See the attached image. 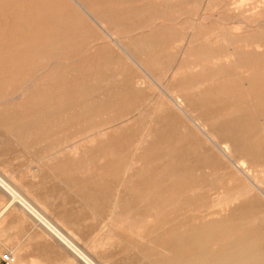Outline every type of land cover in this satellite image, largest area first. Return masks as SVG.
Instances as JSON below:
<instances>
[{"label": "rangeland", "instance_id": "374dc122", "mask_svg": "<svg viewBox=\"0 0 264 264\" xmlns=\"http://www.w3.org/2000/svg\"><path fill=\"white\" fill-rule=\"evenodd\" d=\"M113 1H114L113 3L112 2L110 3L114 4L115 9L113 10V12H115L117 16L122 17L121 19H123L126 17L124 15H128V19H129L128 22H126L124 26L119 27L122 35H124L125 38L133 37V39L137 38L136 35H139V33L140 35L138 37H140L141 35L146 36L149 32L148 28L142 31L137 29H140V27L145 25L146 22H144V18H147L153 14L154 10L151 4L152 0L149 1L148 0H130V1L113 0ZM255 7H257L258 9ZM211 8H213V10H211ZM178 9L181 11V17L178 19V21L175 22L169 21L168 23L169 26L165 28V31H162V33L160 32L158 36V38L160 37L163 38L164 36L165 38L164 41L162 42L166 43L167 45L168 44L170 45L167 46L164 45L163 43H158L160 45L159 46L156 45L154 46V48H151V52H149L150 54L148 53V57H147L150 58L153 57V55L158 57V59L164 64V69H165L164 75L166 74V70L168 67L169 69L172 67L174 69V67L180 61V58H182L183 53L188 48V45L186 44L187 43L186 39L188 35H190V33L192 32L204 34L209 30H211L212 32L218 31L220 28L226 30L228 33L229 32L232 33L233 31V33L241 34L242 35L241 38L244 40L246 39L248 43H252V41L254 42L257 41L258 39L260 40L262 39L261 41H263L264 39V19H262L264 17L263 0H244V2H242V0L241 1L240 0H179L178 2H173V1L169 2L166 5V7L163 9V11H161V9L159 8L156 9V11L158 13L161 12L164 13L167 19L174 20L176 19L174 18V12H176V10ZM57 11L52 10L53 13L55 12L54 15L56 16L55 17L56 19L54 18L55 22L50 25L49 29L51 30V33L54 34V36L57 35L56 36L57 38L61 37L60 38L61 41L57 39L59 42L58 41L56 42V37H52V34L50 36L52 38H50L48 34L44 32L38 33L36 31H33L35 33V36L34 33L31 31L26 33V38L21 39V42L30 44L32 43L31 41L33 40L32 38H35L32 44H34V51L36 50L38 52L36 53L38 55H36L35 53L31 55V56H35L34 58L31 57L30 55L23 56V58L25 59L24 62L27 61L26 64L28 62L29 63L34 62L37 65V67L41 68L43 66L46 67L48 61L51 62L50 64L48 63L49 67L54 64L57 68L56 69L54 68L55 66H51L49 69V67L47 66V68H45L46 72L42 74L43 76H47V78H45L46 81L44 79H43L44 81L42 80L43 86L41 87L44 89L42 88H41L42 90L40 89L41 90L40 96L42 100L38 111L39 114L35 116L33 119L32 118L30 119L29 114L26 112L29 111L28 108L26 107L27 106L26 101L22 102L20 104L21 106L17 104H10L0 107V120L2 119L3 122L2 120L1 122L5 124L2 125L0 122V177L16 192V194L22 198L24 197L25 199H28L31 202L35 203L40 208L45 218L54 226L56 225L57 228L74 244L77 243L76 247L79 250V252L82 253L83 256L85 257L87 256L86 258L89 261L91 259L93 264H196L201 260L196 259L197 262L194 259L192 260V262L187 261L186 259H183L184 255L193 253L195 251H201L204 249L205 250L209 249L207 251H213L215 249V247L212 245L213 242L214 244L217 243L222 244L223 242H226L225 240H227L226 239L227 237L226 235L223 234V232L225 230L229 231V229L232 228L234 225L232 224L233 222L238 221L240 224L239 226L246 227L247 226L246 221L252 220L251 217L255 219L259 218L260 220V216H261L260 214H262L261 218L264 219L263 217L264 211L262 210V208L261 209L257 208L258 205L257 199L253 198L252 196L247 194L246 191L240 188L238 182H236L235 180L234 181L230 180L229 177H227L226 179L227 181L224 180L225 182L223 181V183L220 181L221 185H219V183H216L214 181L215 178L213 179L212 177L216 176V178L219 180L223 176H225V173L222 176L221 174L224 171L223 170L219 171V169L221 170V168L219 167L218 169L217 161L211 156H208V154H205L203 141L198 137H196L195 135L188 132L187 130H185L182 121L180 122L179 119L162 115L158 113L156 109H154L155 106L152 104H155L154 103L155 97L151 94L152 92L149 89L148 91L144 92L145 90H147V88L134 87L136 85L132 80L134 77L138 76L136 70L129 66L128 67L126 66L127 68H124L125 66L124 65L122 66L123 62L121 61L119 55L116 52H113L111 50L108 54V51L110 49H107L108 51H106L105 48L104 50H100V51L98 49H95L94 51L98 50V52L97 51H96L97 53L94 52L92 50V45L94 44L92 43V37H94V34L96 36L97 33L92 32V33L83 34V32L86 33L85 32L86 29H83L82 27H78L80 25L82 26V24H80L79 22L76 23L75 14L72 11H69L68 13L67 12L63 13V10H57ZM70 12H72L73 14ZM69 13L72 15L70 16ZM30 14L33 13L26 14L25 20H28L26 17L32 16ZM63 14H65V16H68L69 14L70 16L69 20L71 19L74 20L75 22L74 21L71 22V23L74 22V24L71 25L69 20L67 22H63L64 23L63 24L61 22L62 20L61 18L64 16ZM60 15L63 16L61 17ZM65 16L63 17V19H67L69 17L68 16L67 18H65ZM34 17L32 16L29 18L32 19ZM204 17L209 18L210 22H214L212 28L208 29L209 26L201 25L202 21H204L203 20ZM238 19H243L244 23H240ZM131 25L132 27L136 25L137 26L136 28L134 27L132 29ZM232 25L233 26L235 25V27L233 28ZM238 25L239 26L242 25V26L238 28ZM72 26L74 27L73 30H71ZM67 27H70L69 28L70 32L66 31L67 32L66 34L63 30L64 29L67 30L68 29ZM235 28L237 29L235 30ZM80 30L81 32L80 34H78ZM87 31L89 32V30ZM134 31L136 34L134 33ZM41 33L42 36H40ZM72 33L74 34L72 35ZM69 34L71 36H69ZM81 34L84 40L81 39ZM46 35L49 37L48 39L45 37ZM85 35L88 36V39H86L87 36ZM78 36H80V38H78ZM65 38H67L68 40L67 39H66L67 41L63 40ZM73 38L76 39L73 40ZM42 39L45 40L43 41ZM46 39L48 41H53V42L55 41V44L61 47L63 46L62 41H65L64 44H66V47L63 46L65 49L59 48V46L58 47L54 46L55 45L54 43L52 44L53 46L50 45L49 47H43L42 45L46 43L45 42ZM36 40L37 42L39 41L38 45L37 42L35 44ZM40 41L42 42L41 44ZM72 41L73 43L71 44L75 43L76 45L77 44H80L81 46L83 45V48L86 47L84 49H86L87 52H85L86 50H84L81 46L78 45L76 46L75 44L74 45L76 49L70 48L72 45L67 46L68 43ZM5 43H7L6 45H8L9 44L8 40H6ZM86 43L89 44L88 47L85 46ZM54 47L56 49L58 48L57 49L58 53L57 50L56 51L51 50V48L53 49ZM66 49H68L69 52H67L66 55H63ZM80 49H82V51ZM159 49L163 51L165 50L168 54H166V52H163ZM43 51H45V53ZM104 51H106V53ZM53 52L55 54H52ZM75 52L79 54L78 55L76 54L77 55L76 56ZM92 53H94L95 55H93ZM110 53L113 55H111ZM114 53H116V56ZM102 54H106L104 55L105 57H103ZM47 55L49 56L51 55L52 57L53 55L55 57H57L56 55H58V57L52 58L51 56L48 57ZM62 55L63 57L60 58ZM83 55L84 56L87 55V57L84 58ZM88 55H90L91 57L90 59ZM44 56L47 59L46 61L43 60ZM82 57H83V61H82ZM115 57H117L116 58L117 60L115 59ZM249 57L253 58V55H249ZM63 58H67V59L63 60ZM262 58L264 60V55L262 56ZM57 59H58V63L56 61ZM78 59L80 63L75 62L77 63L75 65V63L73 62L78 61ZM54 60L56 63H53ZM85 60L87 63L84 62ZM98 60L101 63L97 64V62H99ZM59 62L61 63L63 62V63L60 64ZM83 62L84 64L82 65ZM104 62L106 63L105 65L103 64ZM96 64L97 65L100 64V66L104 65L105 67L103 66L104 68H102L101 66L100 68V66H97ZM57 65H59L60 67L62 66L63 71L61 70V68H59V66L57 67ZM72 66L74 68L75 67L77 68L72 70L73 69ZM83 66L85 67L87 66L88 68L86 69L88 70H84ZM106 68L109 69V71ZM97 69L98 72L101 70L104 71L103 69H105V72L102 73L103 75L107 76L106 81L108 82L106 81L104 82L105 77L102 76L101 72L98 73ZM23 71L27 72V69L25 68V70ZM83 71H87V73L85 72L86 73L85 74ZM59 72L61 73L60 75L61 77L59 76ZM88 72L89 75L91 74L90 72H94V74L92 73L93 75H90V79ZM95 72L98 73V76L95 75L97 74ZM77 74H79L78 77ZM53 75H55L54 76L55 80L54 79L49 80V78L51 79ZM57 75L60 78L58 79V81H57V77H58ZM84 75L87 76V77L85 76L87 84L90 85L91 83H88V81L93 79L92 83L93 82L94 83L91 84L93 87L97 86L96 83H98V87L101 86L99 88L97 87L98 90L100 88L102 90V91L100 90L101 92L98 91L99 94L96 92L97 89L93 88L94 93L92 91V95H91L92 98L89 95V93L91 94L92 86H90L91 88L88 87L89 85L86 87L87 84L84 79L85 78ZM94 75L96 79L101 75L100 78L101 80H98L99 79L98 78L95 81ZM113 75L115 76L113 77ZM168 75H170V73ZM198 76L199 74H192V75L188 74V76L186 75L185 77L182 78V80L184 83H190L198 79ZM66 78L68 81L71 80L67 84L66 82L68 81H66ZM74 79H76V81ZM64 80L66 82H64ZM77 81L78 82L83 81V82L78 83ZM99 81H101L100 83L101 85L99 84ZM44 82L51 83V85H49V88L48 85L44 84ZM57 82L58 85L56 86ZM59 83H63V84L65 83V86L67 85L68 87L69 86L70 87L69 88L67 86H66L67 88L63 87L64 85L63 84L59 85ZM105 84H107L106 88L103 89L106 90H103L102 87H105ZM81 85H83V87L79 88V86ZM84 86L86 88H84ZM121 86H125V87L121 88ZM87 88L89 89V93ZM117 88L119 89L118 91ZM110 89L113 91H111ZM143 89L144 91H141ZM121 90L122 91L125 90V91L122 92ZM61 91L64 92L65 94L79 93V96H81L82 94L83 99L81 96L80 98L82 100L80 98L79 100L78 99L75 100L72 99L70 95L69 96L66 95L67 97L65 98V94L63 95ZM108 91L109 94L107 95L108 96L107 97L105 94H107ZM225 91L229 97L228 98L229 100L227 99L225 102H219L217 98L220 99V94H218V91L216 92V90H213L212 96L214 97V101H212L211 103H206L207 101L203 102L204 106L208 105L213 108H219V109L224 107L228 108L230 106L231 107L240 106L250 110H252V108H254L255 110L258 109V112H262L264 114V90L250 93L251 95L249 97L244 93L242 94V92L240 91V89H238V86L236 85L227 87ZM45 92H47L48 95ZM115 92H117V94H115ZM147 92L148 93L151 92L149 93L150 95L147 94ZM59 93L61 95L58 96L57 94ZM145 93L147 94V96ZM96 94H98V96H96ZM113 94L115 96L114 98H112ZM120 94H122L124 98L121 97L122 95ZM77 95L78 94H75L73 95V97L75 98ZM86 95L89 96V98L91 99L90 100L86 99L88 98ZM120 97L123 98V100L119 101L120 103L118 104V100L120 99ZM135 97L138 99H136ZM62 98L64 99L62 100ZM50 99L54 100L55 102L54 101L52 102V100ZM65 99H72V101L75 100L77 104L81 102L80 104L83 105L82 109L84 110L80 108L81 107L80 104L77 106V104L74 102L71 103L69 102V104L67 105V102L71 100L68 101L66 100L65 102ZM93 99L94 101L92 102ZM99 99L100 100L103 99L101 102L104 103V106H102V103L100 102ZM132 99L135 103L132 101ZM144 100L146 102H143ZM151 100L153 103L151 102ZM112 101L114 102L117 101V103L115 102L114 104V102ZM94 102L95 104L98 102L99 103L98 105L97 104L95 105ZM129 102L130 105L133 104L134 107L136 105V109L138 108L137 106L139 105L140 106L139 111L144 108L143 110L144 112L140 111L141 113L143 112L141 114L137 110L138 111L137 113L134 107L132 109L133 105L130 106L128 104ZM108 103H111L112 105L111 104L109 105H111L112 107L113 105L115 106L113 108H110L111 106L108 107ZM148 103H152V104H148ZM72 104L73 105L75 104L76 106H72ZM143 104L146 106V108L145 106H143ZM16 105L18 106V108ZM64 105L68 110L64 107ZM148 105L149 108L150 109L152 108L151 110L154 112H152L151 110L150 112L149 108L147 109ZM90 106L94 109L97 107L100 108H97L98 112L95 113L96 110L92 109ZM101 107L103 109L106 107L104 110L106 113L102 110ZM79 108L80 110H78ZM88 108L91 109L92 111L91 110L87 111ZM72 109H73V113L70 114L72 111H70L69 113V110ZM99 110H101L100 111L101 113L99 112ZM80 111H83L82 113L87 112L89 114L88 115L87 113L82 114L80 113ZM147 111L148 113H150V115L148 114V116L145 113ZM23 112L27 113L28 115L24 114ZM74 112H76V114H74ZM93 112L95 114H92ZM7 113H9L10 116ZM54 114L55 115L57 114L56 115L57 117ZM63 114L64 116H62ZM79 114H82V117ZM97 114H98V118L94 116ZM84 115H86L87 117ZM124 115H126L125 118L123 117ZM100 116H103L104 118H101ZM127 116L130 118L128 119ZM148 117H151L150 120L148 119ZM66 118H68L67 122L66 120H64ZM76 118L78 119L77 121L75 120ZM44 119L47 121H43ZM109 122L110 123L112 122L113 127H118V125H120L121 126L120 131L123 129L122 132L120 133L119 131L120 126L117 128L118 130L115 128L117 131H119V134L116 130H114V128L110 129L111 124ZM244 122L246 125L248 124L249 126H252L257 129L260 123L255 120L253 114L249 115L248 117H245ZM59 123L61 126L58 125ZM68 123L70 124V126ZM233 123L232 124L236 126L237 123L236 122ZM129 124L131 126H129ZM66 125L68 126L69 130L67 129ZM104 127H106V129ZM107 128L110 131L107 130ZM145 128L146 130H143ZM59 129L61 130L63 129V130L61 131ZM112 130H114V132ZM67 131L69 134L66 133ZM70 131L73 135L70 133ZM55 132L57 133L59 132V134ZM81 132H83V134ZM60 133L61 134L64 133V135L63 134L61 135ZM261 133L262 132L260 131L259 135H261V139H263L264 136ZM104 134L106 137L104 136ZM150 134H154L155 138H149ZM22 137L24 138L22 139ZM67 137H69L68 140H66ZM76 137L77 140L79 139L81 140V142H78L79 140L77 141L75 139ZM31 138L37 140L39 138L40 139L39 142L37 143L36 142L37 140L33 141ZM83 138L84 139L88 138L89 140L91 138V140L89 141L88 139H85L86 140L85 141L83 140ZM59 139L60 141L64 140L63 141L64 145L62 144L63 142L57 145V142H60ZM72 140H74L73 143H70V141ZM31 141L33 142V145L39 144L37 145L38 150L40 147L39 153L37 150H35L36 148L35 145L33 146L34 148L32 147ZM136 141H138V143ZM66 142H68L66 146L72 144L74 145L76 143L80 144V147H82V152L85 153H82L79 157L74 156L73 153L70 152V149L66 150L65 147H63L65 146ZM25 143L27 145H24ZM135 144L138 146H136ZM60 145L62 146V148L59 147ZM28 148L30 150H28ZM56 148L58 150H56ZM41 149L43 150V152L41 151ZM145 149H147V151H145ZM35 151H37V153ZM34 154H35V158H34ZM83 154H85L86 157H84L85 155ZM142 154L143 156L139 158ZM36 158L38 161L36 160ZM39 159H42V161H40ZM137 161H141L143 163V166L141 168L139 165H134ZM169 161L170 163H168ZM258 161L261 165H263L264 157L258 158ZM33 162L36 165L33 164ZM40 163L42 164V166ZM39 164L40 166H38ZM171 165L174 167H172ZM215 166L217 167L216 170H218V171H214L215 174L214 172L212 174H205L206 168L209 167L212 168ZM46 167H48L49 169ZM133 168L136 171H134ZM168 168H171L172 171H168L169 170ZM51 170L53 171L54 174L52 173ZM196 171L199 173H197ZM172 172H175L174 175H172L173 174ZM115 173L118 175H116ZM162 173L165 174L163 175ZM195 173L197 174V178ZM169 176L171 177V179L169 178L171 181L174 180L172 183H170L171 181H167L166 177ZM202 177L203 178L206 177V178L203 179ZM77 181H79V183ZM196 182H200V183H196ZM127 184H130L129 186L133 190L135 187H136L135 190L136 189L139 190L137 191L134 190L132 192V189ZM214 185L215 186L218 185V187L217 186L215 187L218 189H214ZM119 186L120 187L123 186L122 189L124 191ZM187 187L189 188V190L190 189L191 190L189 191ZM115 188H117L118 191ZM193 189H196V191L194 190L195 192H192ZM201 189H203L204 191L203 193L205 196L203 195ZM234 190L236 191L234 192ZM184 191L185 193L183 197ZM197 191L199 192V194ZM196 192L199 196L198 198L193 197L194 199L193 200L191 196H195L193 195V193ZM155 193L156 194L159 193V196H161V198L158 196V194L156 195ZM225 193H227L228 195ZM186 194L190 196H186ZM224 194L225 196L226 195L227 196L225 197ZM167 195L169 196L167 197ZM124 196L126 197L124 198ZM183 198L186 199L184 200ZM143 199L144 201H141ZM164 199H167V201H164ZM158 200L162 202L160 203L159 201L160 203L159 204L157 203ZM180 200L184 202H180ZM186 201H188V204L190 201L191 205L189 204L188 206V204H186ZM145 202L147 203V206ZM133 203H136V205ZM176 204H178V207L177 206L175 207ZM141 205L151 208L152 211L144 206L142 207ZM193 205L194 207H192ZM171 206L174 211L173 210L169 211L170 209H172ZM166 207L167 208L169 207L170 209L169 208L167 209ZM198 207L199 208L201 207L199 209L200 210L199 213H197L199 210L198 211L196 210L198 209ZM114 208H117L119 213L121 214L120 220L116 222L114 221V219H116L117 216L111 217L110 215V213L113 212ZM193 210L196 212H193ZM221 210L223 211L220 212ZM213 212L216 214H214ZM218 213H220L219 215L220 218L217 220ZM0 215H1L0 264H7L4 262V258L7 255H12V258H14L11 264H88L83 257H80V255L77 252L67 248V246H65L62 242H60V240H58L55 236L52 237L46 234L45 231L40 226L32 222L29 218H27V216H24V213H22V211L18 209L14 203H11L9 197H7L4 194V192H2L1 190H0ZM151 217L153 220L155 219L156 220L154 222L152 221L150 222ZM126 218L127 221H123V219ZM106 219H108L106 221L107 225L105 223ZM118 219L119 216L117 217V220ZM167 221L170 222L168 223ZM144 223L149 225L151 224L152 226L151 225L145 226ZM141 224H143V227H141ZM148 228L150 230H148ZM109 229L112 230L109 231ZM117 230H118V234H117ZM108 231L111 233L113 231V233L111 234ZM135 232L136 235H133L135 234ZM186 232H188L189 234H187ZM184 233H185V237H184ZM125 234H127L128 236ZM220 235H222V237ZM180 237L182 238V240L185 238L184 240L185 243L182 240H180L181 239ZM190 238H192L191 239L192 242L190 241ZM186 240H188L189 242L186 243ZM77 254L79 255V257ZM180 255H182L183 257L181 256L180 258ZM145 261L149 263H146Z\"/></svg>", "mask_w": 264, "mask_h": 264}, {"label": "bare ground", "instance_id": "6f19581e", "mask_svg": "<svg viewBox=\"0 0 264 264\" xmlns=\"http://www.w3.org/2000/svg\"><path fill=\"white\" fill-rule=\"evenodd\" d=\"M130 1V0H129ZM149 1V0H148ZM178 2L179 0H152L151 4H152V8L154 10L153 14L150 15L147 18H144V22L145 25L140 27V29L137 30H145V29H149L148 34L145 35H141L140 37H138L140 35H136L137 38L133 37H126L124 35H122L121 30L119 27L124 26V24L126 22H128V15H124L126 16L125 18L121 19L122 17H119L116 15L115 12H113V10L115 9L114 4H112L114 1L113 0H0V107L5 106V105H10V104H17L20 105L22 102L26 101L27 104V108L29 111H26L29 114L30 119L34 118L35 116H37L39 114V107L41 105V96H40V91L44 88H42V80L45 78H47V76H43L42 74L46 72L47 66L49 67V64L51 62L47 61V66H43L45 64H43V67H37V65L34 62H28L26 64L25 59L23 58V56L26 55H32V54H36L38 53L36 50V52L34 51V44L33 41L35 40V38H32L33 40L32 43H23L21 42L22 38H26V33L27 32H44L46 34H48V36H51V30L49 29L50 25L53 24L54 18L56 17L54 15L53 11H57V10H63V13L65 12H69L72 11L75 14V20L76 23L79 22L80 24H82V26H78V27H82L83 29H86L83 34H87V33H94L96 32L97 35L94 37H92V43H94L92 45V50L94 51L95 49L100 50H104V48L106 49V51H108L107 49H110L108 51L109 52L112 50L113 52H116L122 63V66L124 65V68H127L128 66L135 69L136 72L138 73V76L133 78V82L136 86V88H147V90L144 91H148V89L152 92L151 93L155 98H154V103H148V104H152L154 106V109L157 110L158 113L165 115V116H169V117H174L180 120V122L182 121L183 127L185 130H187L188 132H190L191 134L195 135L196 137H198L199 139H201L204 143V149H205V154H208V156H211L212 158H214L217 161V165H218V169L219 167L221 168V170L219 169V171H224L222 172V176L225 173V176H223L221 179H217L216 176L212 177L214 179V181L216 183L220 184V181L223 183L224 180L227 179V177L230 178V180H235L236 182H238L240 188H242L244 191L247 192V194H249L250 196H252L253 198H256L258 201V205L257 208H262V210L264 211V164L261 165L258 161V158L260 157H264L262 155H264V114L262 112H258V109H254L252 108V110L247 109V108H243L240 106H233V107H224V108H213L211 106L205 105L203 102L206 103H211L212 101H214V97L212 96V91L216 90V92L218 91V94H220V99L217 98V100L219 102H225L229 97L225 91V89L227 87L236 85L238 86V89H240V91L242 92V94H246L248 97L251 95L250 93H254V92H259V91H263L264 90V60L262 58V56L264 55V39L263 41H261L260 39H258L257 41H252V43H248L246 41V39H242V35L238 34V33H232L231 32H227L224 29H220L218 31H214L212 32L211 30H209L208 32L201 34V33H196V32H192L190 33V35H188L187 37V45L188 48L186 49V51L183 53L182 58H180V61L177 63V65L172 68L169 69V67L166 70V74L170 73V75H164V64L158 59V57H156L155 55H153V57L147 58L148 57V53L151 52V48H154V46L156 45H160L158 43H163L162 41H164V36L163 38L159 36V33L162 31H165V28H167L169 26V21H178V19L181 17V11L178 9L176 10V12H174V18L176 19H172L169 20L165 17L164 13H158L156 11V9H161V11H163V9L166 7V5L169 2ZM241 1V0H240ZM264 1V0H263ZM112 2V3H110ZM242 2H244V0H242ZM241 3V2H240ZM261 5V3H260ZM121 8V7H120ZM257 8V7H255ZM258 9V8H257ZM211 10H213V8H211ZM137 11V9H136ZM254 11V9H253ZM58 12V11H57ZM60 12V11H59ZM70 12V13H72ZM29 13H33L30 14L32 15L34 18H29L26 17L28 20H25V16L26 14ZM69 13V14H70ZM72 13V14H73ZM203 13V12H202ZM248 13V12H247ZM58 14V13H57ZM62 14V13H61ZM68 14V16H69ZM70 14V16L72 15ZM184 14V13H183ZM253 14V13H252ZM65 16V14H63ZM62 15V16H63ZM67 15V14H66ZM176 15V17H175ZM216 15V14H215ZM259 15V14H258ZM61 16V15H60ZM61 16V17H62ZM63 16V17H64ZM68 16H65V18H67ZM70 16L67 19H63V17H59L61 18V22H67L70 18ZM123 16V17H124ZM204 16V15H203ZM257 16V15H256ZM74 17V16H73ZM130 17V16H129ZM72 18V17H71ZM132 18V17H131ZM56 19V18H55ZM58 19V18H57ZM133 19V18H132ZM137 19V18H136ZM182 19V18H181ZM264 19V17L262 18ZM261 19V20H262ZM60 20V19H59ZM58 20V21H59ZM65 20V21H64ZM138 20V19H137ZM204 21H202L203 26H209L208 29L212 28V25H214V22H210V19L207 17L203 18ZM260 20V21H261ZM70 24H74V20H69ZM72 21H74L73 23H71ZM135 21V20H132ZM207 21V22H206ZM238 21L240 23H244L243 19H238ZM263 21V20H262ZM60 22V23H61ZM204 22V23H203ZM237 22V21H236ZM57 23V20H56ZM61 23V24H62ZM135 23V22H134ZM177 23V22H176ZM64 24V23H63ZM234 24V23H233ZM263 24V23H262ZM55 25V24H54ZM77 25V24H76ZM128 25V24H127ZM134 25V24H132ZM133 29L134 27L136 28V26L132 27ZM57 26V25H56ZM129 26V25H128ZM199 26V25H198ZM233 26V25H232ZM242 26V25H240ZM240 26L238 25V28H240ZM59 27V26H58ZM87 27V28H86ZM235 27V25L233 26V28ZM53 28V27H52ZM68 29H64L63 31L67 34L66 31L70 32V27H67ZM73 26L71 27V30H73ZM130 28V27H129ZM180 28V27H179ZM182 28V27H181ZM232 28V29H233ZM63 29V28H62ZM189 29V27H188ZM237 28H235L236 30ZM45 30V31H44ZM89 30V32L87 31ZM91 30V31H90ZM94 30V31H92ZM135 30V29H134ZM137 31V32H140ZM68 32V33H69ZM81 30L79 31L78 34H80ZM132 32V31H131ZM237 32V31H235ZM34 33V32H33ZM42 33L40 36H42ZM135 33V31H134ZM165 33V32H164ZM32 34V33H31ZM71 34V33H70ZM69 34V36H71ZM74 33H72L73 35ZM125 34V33H124ZM136 34V33H135ZM91 35V34H90ZM89 35V36H90ZM134 35V34H133ZM165 35V34H164ZM35 36V33H34ZM47 35L45 36L47 39L49 38ZM57 36V35H56ZM54 36V34H52V37H56ZM87 36V35H85ZM93 36V35H92ZM42 37V38H45ZM50 37V38H52ZM63 37V36H62ZM77 37V36H76ZM178 37V36H177ZM39 38V37H38ZM61 38V37H60ZM60 38L56 37V42L59 40L61 41ZM69 38V37H68ZM78 38H80V36H78ZM37 39V38H36ZM46 39V43L44 45H42L43 47H49L50 45H52L53 43L55 44V41H48ZM58 39V40H57ZM67 38L63 39L66 40ZM76 39V38H75ZM73 38V40H75ZM81 39L84 40V38H82V34H81ZM88 39V36L87 38ZM85 39V40H86ZM90 39V38H89ZM133 39V40H132ZM8 40L9 44L6 45L7 43H5V41ZM40 40V39H39ZM43 41L45 39H42ZM53 40V39H52ZM68 40V39H67ZM66 40V41H67ZM72 40V39H71ZM70 40V41H71ZM91 40V39H90ZM58 41V42H59ZM89 41V40H88ZM37 40L35 41L36 44ZM62 45L64 47H66V44H64L65 41H62ZM85 42V41H84ZM91 42V41H90ZM5 43V44H4ZM39 41L37 42L38 45ZM42 42L40 41V44ZM70 43V44H69ZM67 46H71L70 48L72 49H76L74 44L72 42H69ZM168 43V42H167ZM164 45H167L166 43H163ZM181 44V43H180ZM61 45V44H60ZM74 45V46H73ZM78 46H81L80 44H77ZM76 45V46H77ZM89 44H85V46L88 47ZM91 45V44H90ZM170 45V44H168ZM167 45V46H168ZM41 46V45H40ZM53 46V45H52ZM51 46V47H52ZM56 47H58L59 45H54ZM59 46V48H64V47ZM182 46V45H181ZM37 47V46H36ZM74 47V48H73ZM83 48V45L81 46ZM69 48V49H70ZM86 48V47H84ZM83 48V49H84ZM90 48V47H89ZM88 48V50H89ZM159 48V47H158ZM157 48V49H158ZM166 48V46H165ZM164 48V49H165ZM47 49V48H46ZM54 49V50H53ZM51 48L52 51H56L57 49ZM65 49V48H64ZM168 49V48H167ZM180 49V48H179ZM82 51V49H80ZM77 50V51H80ZM86 50V49H84ZM91 50V51H92ZM98 50H96L98 52ZM161 50V49H159ZM46 51V50H45ZM45 51H43L45 53ZM90 51V52H91ZM94 51V52H96ZM106 51H104L106 53ZM163 51V50H161ZM41 52V51H40ZM69 52L68 49H66L65 53L63 55H66V53ZM71 52V51H70ZM73 52V51H72ZM87 52V50L85 51ZM96 52V53H97ZM163 52H166L165 50ZM58 53V50H57ZM63 53V52H62ZM89 53V52H88ZM116 53L115 56H116ZM162 53V52H161ZM178 53V52H177ZM40 54V53H39ZM52 54H55L54 52ZM61 54V53H59ZM77 53L75 52V55ZM79 54V53H78ZM77 54V55H78ZM81 54V53H80ZM84 54V52H83ZM93 55H95L94 53H92ZM111 54V53H110ZM150 54V53H149ZM152 54V53H151ZM166 54H168L166 52ZM181 54V53H180ZM38 55V54H36ZM63 55L60 57L62 58ZM76 55V56H77ZM99 55V53H98ZM97 55V56H98ZM104 55L106 54H102L103 57H105ZM113 55V54H111ZM163 55V54H162ZM249 55H253L252 57H249ZM46 56V55H45ZM43 58V60H47L46 58ZM48 57H50L49 55H47ZM58 57V55H56ZM72 56V53H71ZM89 59L91 58L90 55ZM179 56V55H178ZM31 57H35V56H31ZM52 57V56H51ZM55 56L53 55L52 58H54ZM55 57V58H57ZM83 57H87L83 55ZM83 57H82V61H83ZM102 57V58H103ZM112 57V56H111ZM28 58V57H27ZM42 58V57H40ZM70 58V55H69ZM72 58V57H71ZM75 58V57H74ZM81 58V57H80ZM117 57H115L116 59ZM24 59V60H23ZM51 59V58H50ZM67 59V58H63ZM94 59V58H93ZM41 60V59H39ZM42 60V61H43ZM49 60V59H48ZM117 60V59H116ZM51 61V60H50ZM53 61V60H52ZM58 63V59L56 60ZM70 61V60H69ZM88 61V60H87ZM90 61V60H89ZM99 61V60H98ZM109 61V60H108ZM44 62V61H43ZM73 62V61H72ZM75 62H79L78 61H74ZM86 62V60L84 61ZM84 62L82 63V65L84 64ZM107 62V61H106ZM49 63V64H48ZM53 63H56L55 60ZM60 64H62L61 62H59ZM71 63V62H70ZM80 63V62H79ZM87 63V62H86ZM101 63L100 61L97 62ZM176 63V62H175ZM77 63H75L76 65ZM95 64V63H94ZM96 64V65H97ZM104 65L106 64L105 62L103 63ZM74 65V64H72ZM79 65V64H78ZM101 65L102 68H104L105 66ZM173 65V64H172ZM51 66H55L54 64ZM50 66V67H51ZM59 65H57L58 67ZM69 66V65H68ZM71 66V64H70ZM88 66V65H87ZM84 67V70H88L86 68L88 67ZM93 66V65H92ZM97 66H100L97 65ZM100 66V68H101ZM104 66V67H103ZM127 66V67H126ZM174 66V65H173ZM49 67V69H50ZM73 67V66H72ZM91 67V65H90ZM167 67V66H166ZM25 68L27 69L26 71ZM53 68V67H52ZM51 68V69H52ZM56 68V66L54 67ZM59 68L62 69V66ZM69 68V67H68ZM77 68V67H75ZM73 67L72 70L75 69ZM48 69V70H49ZM57 69V68H56ZM107 69V68H106ZM45 70V71H44ZM104 71H99L97 69L98 73H104L105 69H103ZM109 71V69H107ZM106 70V71H107ZM56 71V70H55ZM59 71V69H58ZM65 71V70H64ZM73 72V71H72ZM84 73L87 71H83ZM95 72V73H97ZM58 73V72H57ZM66 73V72H64ZM70 73V72H69ZM76 73V72H75ZM74 73V74H75ZM82 73V72H81ZM85 73V74H86ZM90 75H93L94 72H90ZM93 73V74H92ZM98 73L95 74L96 76H98ZM102 76L105 77L104 82L106 81V77L105 75ZM113 74V72H112ZM188 74H199L198 79L193 80L190 83H184L182 78L185 77L186 75L188 76ZM61 75V73L59 72V76ZM79 74H77L78 77ZM89 75V72H88ZM90 75H89V79H90ZM94 75V77H95ZM107 75V74H106ZM119 75V74H118ZM55 75H53V77L49 80L54 79L55 80ZM58 76V75H57ZM59 76L57 77V81L59 78ZM83 76V75H81ZM86 75H84L85 77ZM115 75H113L114 77ZM61 77V76H60ZM74 77V76H73ZM72 77V78H73ZM87 77V76H86ZM86 77L84 78L86 81ZM92 77V78H94ZM68 78V77H67ZM66 78V81H68ZM81 78V77H80ZM99 78V79H98ZM101 75L100 77H97L98 80H101ZM62 79V78H61ZM88 79V80H89ZM96 77L94 78V80H97ZM43 80V81H44ZM76 81V79H74ZM78 80V78H77ZM81 80V79H80ZM92 80H89L88 83H92ZM112 80V79H110ZM46 81V80H45ZM64 80V82H66ZM71 81V80H69ZM66 82L67 83H69ZM74 81V82H75ZM63 82V81H62ZM78 82V81H77ZM83 82V81H80ZM78 82V83H80ZM108 82V81H106ZM112 82V81H111ZM72 83V82H71ZM101 83V81H99V84ZM45 85H51V83L49 82H44ZM63 84V83H59ZM82 84V83H81ZM87 84V81H86ZM87 84L86 87L88 86L89 88H91L90 86L92 85ZM97 86L93 87L92 86V90H91V94L89 93V89H88V93L91 96L92 95V91L94 89H97L98 87V83H96ZM113 84V83H112ZM119 84V83H118ZM58 85V82L56 84V86ZM63 87L65 86V83L63 84ZM73 85V84H72ZM71 85V86H72ZM75 85V84H74ZM84 85V84H83ZM83 85L79 86L83 87ZM101 85V84H100ZM102 87L103 88H106ZM77 86V85H76ZM104 86V85H103ZM68 87V86H67ZM66 87V88H67ZM70 87V86H69ZM68 87V88H69ZM84 86V88H86ZM101 87V86H99ZM98 87V88H99ZM113 87V86H111ZM125 87V86H121ZM131 87V86H130ZM42 88V89H41ZM94 88V89H93ZM120 88V89H121ZM41 89V90H40ZM47 89V88H46ZM114 89V88H113ZM133 89V87H132ZM235 89V88H234ZM101 88L98 90L97 89V93L98 91H100ZM106 90V89H103ZM111 90V89H110ZM119 89L117 88V91ZM237 90V89H236ZM45 91V90H43ZM47 91V90H46ZM102 91V90H101ZM100 91V92H101ZM113 91V90H111ZM116 91V88H115ZM122 91V90H121ZM125 90H123L122 92H124ZM128 91V90H126ZM233 91V90H232ZM58 92V91H57ZM62 92V91H61ZM60 92V93H61ZM85 92V91H84ZM95 92V93H96ZM105 92V91H104ZM121 92V93H122ZM131 92V90H130ZM135 92V91H134ZM47 95L48 93L45 92ZM57 94L58 96L61 94ZM86 93V92H85ZM94 93V91H93ZM111 93V92H110ZM129 93V92H127ZM147 92V94H149ZM236 93V92H235ZM56 94V93H55ZM62 94L64 95L65 93L62 92ZM78 94L76 97L78 98H74L73 95ZM71 94H65V98L67 97L66 95H70V97H72V99H78L82 96H79V93H71ZM99 94V93H98ZM98 94H96V96H98ZM101 94V93H100ZM105 94V93H104ZM109 94V91L107 94H105L106 96ZM115 94H117V92H115ZM119 94V93H118ZM123 94V93H122ZM120 94V95H122ZM146 94V93H145ZM146 94V96H147ZM133 95V94H130ZM150 95V94H149ZM44 96V95H43ZM56 96V95H55ZM87 96V95H86ZM95 96V95H94ZM88 98L86 99H91L89 98V96H87ZM108 97V96H107ZM111 97V96H110ZM114 94L112 96V98H114ZM121 97L124 98V96L122 95ZM118 100V104L120 103L119 101L123 100V98H121ZM132 97V96H131ZM138 97V96H137ZM85 98V97H84ZM94 98V97H93ZM136 98V97H135ZM134 98V99H135ZM149 98V97H148ZM216 98V97H215ZM64 98H62L63 100ZM72 99H65L66 100H71L67 102V105L69 104V102H74L77 104V102H75V100L72 101ZM81 99V98H80ZM83 99V96H82ZM81 99V100H82ZM85 99V100H86ZM106 99V97H105ZM109 99V98H108ZM138 99V98H136ZM141 99V96H140ZM146 99V98H145ZM238 99V98H237ZM52 100V99H50ZM59 100V99H58ZM61 100V99H60ZM84 100V101H85ZM98 100V99H97ZM100 100V99H99ZM103 100V99H102ZM100 100V102L102 101ZM114 100V99H112ZM125 100V99H124ZM143 100V99H142ZM229 100V99H228ZM54 100H52L53 102ZM94 101V99L92 100V102ZM106 101V100H104ZM133 101V99H132ZM136 101V100H135ZM50 102V101H49ZM55 102V101H54ZM64 102V103H65ZM79 102V101H78ZM108 102V101H107ZM114 102V101H112ZM117 103V101H115ZM114 102V104H115ZM134 102V101H133ZM131 102V103H133ZM143 102H146L145 100ZM43 103V102H42ZM51 103V102H50ZM81 103V102H80ZM79 103V104H80ZM99 103V102H98ZM98 103H96L98 105ZM102 103V106H104V103ZM135 103V102H134ZM137 103V102H136ZM25 104V105H26ZM52 104V103H51ZM56 104V103H55ZM77 104V106L79 105ZM86 104V102H85ZM84 104V105H85ZM93 104V103H92ZM95 104V102H94ZM95 104V105H96ZM111 103H108V107H110L111 105H109ZM126 104V103H125ZM130 105V102L128 103ZM16 105V106H17ZM66 105V104H65ZM64 105V107H65ZM66 105V106H67ZM81 105V104H80ZM133 104H131L130 106H132ZM21 106V105H20ZM19 106V107H20ZM49 106V105H48ZM70 106V105H69ZM68 106V108H69ZM72 106H76L75 104ZM83 105H81V109ZM115 105H113L114 107ZM143 106H145L143 104ZM8 107V106H7ZM25 107V106H24ZM47 107V106H46ZM87 107V106H86ZM91 107V106H90ZM107 107V106H106ZM105 107V108H106ZM107 107V108H108ZM112 106L110 108H113ZM134 105L132 106L133 109ZM138 108L136 109V105L134 107V109H136L135 111H139L140 106H137ZM151 107V105H150ZM18 108V106H17ZM66 108V107H65ZM72 108V107H71ZM75 108V107H74ZM73 108V109H74ZM80 108L78 110H80ZM92 108V107H91ZM100 108V107H97ZM97 108H92L94 110H96L95 113H97L98 109ZM102 108V107H101ZM105 108L102 110L104 111ZM146 108V106H145ZM149 108V105L147 106V109ZM9 109V108H7ZM25 109V108H24ZM67 109V108H66ZM73 109L69 110L72 111L70 114L73 113ZM115 109V108H114ZM117 109V107H116ZM131 109V110H132ZM152 109V108H151ZM149 108V111L151 110ZM68 110V109H67ZM77 110V109H76ZM84 110V109H82ZM91 109L88 108L87 111H89ZM108 110V109H107ZM143 109H141L140 111H143ZM262 110V109H261ZM9 111V110H8ZM23 111V110H22ZM47 111V110H46ZM92 111V110H91ZM101 110H99L100 112ZM109 111V110H108ZM107 111V112H108ZM112 111V110H111ZM114 111V110H113ZM134 111V110H133ZM137 111V113H138ZM139 111V112H140ZM152 111V110H151ZM150 111V112H151ZM17 112V111H16ZM61 112V111H60ZM77 112V111H76ZM76 112H74V114H76ZM83 111H80V113H82ZM105 112V111H104ZM117 112V110H116ZM144 112V111H143ZM142 112V113H143ZM154 112V111H152ZM24 114H27L25 112H23ZM62 113V112H61ZM79 113V112H78ZM87 113V112H84ZM82 113V114H84ZM94 112L92 114H95ZM101 113V112H100ZM98 113V114H100ZM106 113V112H105ZM112 113V112H111ZM109 113V114H111ZM136 113V114H137ZM141 113V112H140ZM141 113V114H142ZM146 115L148 116V114L150 115V113L145 112ZM144 113V114H145ZM9 114V113H7ZM6 114V115H7ZM23 114V115H24ZM27 114V115H28ZM53 114V113H52ZM82 114H79L82 117ZM89 113H87L88 115ZM91 114V113H90ZM98 114L94 115L95 117L98 118ZM253 114L254 118L256 121L260 122L259 123V127L254 128L252 126H249L248 124L246 125L244 122V118L248 117L249 115ZM55 115V114H54ZM57 115V114H56ZM55 115V116H56ZM10 116V114H9ZM59 116V114H58ZM64 116V114L62 115ZM86 116V115H84ZM106 116V115H104ZM108 116V115H107ZM134 116V115H133ZM132 116V119H133ZM142 116V115H141ZM57 117V116H56ZM71 117V116H70ZM77 117V116H76ZM80 117V118H81ZM87 117V116H86ZM101 118H104L103 116H100ZM124 118L126 117V115L123 116ZM128 117V116H127ZM139 117V116H138ZM137 117V118H138ZM45 118V117H44ZM63 118V117H60ZM75 118V116H74ZM78 118V117H77ZM75 119L76 121L79 119ZM117 118V117H116ZM130 117H128L129 119ZM135 118V117H134ZM151 117H148V119L150 120ZM9 119V118H8ZM36 119V118H35ZM89 119V118H88ZM96 119V118H93ZM2 120V119H1ZM0 120V122H1ZM53 120V119H52ZM63 120V119H62ZM68 120V118L64 119ZM73 120V119H72ZM80 120V119H79ZM84 120V118H83ZM131 120V119H130ZM129 120V121H130ZM36 121V120H35ZM34 121V122H35ZM43 121H47V120H43ZM82 121V120H81ZM111 121V120H110ZM3 122V120H2ZM1 122L2 125H5ZM6 122V121H5ZM12 122V121H11ZM33 122V121H32ZM58 122V121H57ZM128 122V121H127ZM236 122V126L233 125ZM243 122V123H241ZM49 123V122H48ZM95 123V122H94ZM110 123V122H109ZM126 123V122H125ZM233 123V124H232ZM46 124V123H45ZM69 124V123H68ZM111 127L110 129L116 130L120 125H118V127H113L112 122L110 123ZM127 124V123H126ZM139 124V123H138ZM148 124V123H147ZM53 125V124H52ZM59 126L60 123L58 124ZM115 125V124H114ZM117 125V124H116ZM44 126V125H43ZM54 126V125H53ZM67 126V125H66ZM65 126V127H66ZM70 126V124H69ZM125 126V125H124ZM129 126H131L129 124ZM128 126V127H129ZM142 126V125H141ZM147 126V125H146ZM7 127V126H6ZM5 127V128H6ZM107 127V126H106ZM106 127H104L106 129ZM127 127V125H126ZM143 127V126H142ZM10 128V127H9ZM55 128V127H54ZM61 128V127H58ZM63 128V127H62ZM116 128V129H115ZM144 128V127H143ZM68 129V126H67ZM66 129V130H67ZM121 129V126L119 127V131ZM20 130V129H18ZM48 130V129H47ZM57 130V129H56ZM61 130V129H59ZM63 130V129H62ZM61 130V131H62ZM69 130V129H68ZM107 130H109L107 128ZM114 130H112L114 132ZM118 130V129H117ZM116 130V131H117ZM123 130V129H122ZM122 130L120 131V133L122 132ZM127 130V129H126ZM143 130H146L143 129ZM3 131V130H2ZM10 131V130H9ZM53 131V130H52ZM60 131V132H61ZM110 131V130H109ZM119 131L118 134H119ZM128 131V130H127ZM258 131V132H257ZM262 132L261 134L263 135V139H261V135H259V132ZM4 132V131H3ZM54 132V131H53ZM23 133V132H22ZM57 133V132H55ZM68 133V131L66 132ZM71 133V131H70ZM83 134V132H81ZM112 133V132H111ZM143 133V131H142ZM6 134V133H4ZM28 134V133H27ZM52 134V133H51ZM59 134V132L57 133ZM61 134V133H60ZM64 135V133H62ZM61 134V135H62ZM69 134V133H68ZM72 134V133H71ZM70 134V135H71ZM113 134V133H112ZM34 135V133H33ZM69 135V136H70ZM73 135V134H72ZM143 135V134H142ZM105 136V134H104ZM44 137V136H43ZM72 137V136H71ZM106 137V136H105ZM104 137V138H105ZM15 138V137H14ZM24 137H22L23 139ZM42 138V137H41ZM103 138V139H104ZM131 138V137H130ZM140 138V136H139ZM149 138H155L154 134H150ZM19 139V138H18ZM32 139V138H31ZM40 139V138H39ZM39 139H32L33 141H36L37 143L39 142ZM69 137L66 138V140H68ZM73 139V138H72ZM77 140V137L75 138ZM88 139V138H85ZM83 138V140H85ZM65 140V141H66ZM79 140V139H78ZM77 140V141H78ZM89 140V139H88ZM91 140V138H90ZM89 140V141H90ZM94 140V139H92ZM154 140V139H153ZM200 140V142H201ZM14 141V140H13ZM17 141V139H16ZM60 141V139H59ZM64 141V140H63ZM63 141L57 142V145L59 143H62ZM74 140L70 141V143H73ZM86 141V140H85ZM32 142V141H31ZM34 142V143H36ZM41 142V141H40ZM78 142H81V140H79ZM138 143V141H136ZM135 142V143H136ZM15 143V142H14ZM68 142L65 143V149H70V152L73 153L74 156H80L82 153V147H80V144H72L69 146H66ZM69 143V144H70ZM94 143V142H91ZM100 143V142H99ZM64 145V142L62 143ZM90 144V143H89ZM118 144V143H117ZM198 144V143H197ZM24 145H27L26 143ZM23 145V146H24ZM35 145V144H34ZM33 142H32V147L34 146ZM39 145V144H37ZM37 145H35V150L38 151V147ZM41 145V144H40ZM97 145V144H96ZM136 145V144H135ZM160 145V144H159ZM56 146V145H55ZM95 146V145H93ZM138 146V145H136ZM135 146V147H136ZM194 146V145H193ZM192 146V147H193ZM26 147V146H25ZM46 147V146H45ZM44 147V148H45ZM49 147V146H48ZM57 147V146H56ZM60 148H62V146H59ZM89 147V146H88ZM92 147V146H91ZM191 147V146H190ZM200 147V146H199ZM27 148V147H26ZM34 148V147H33ZM59 148V149H60ZM189 148V146H188ZM43 149V148H42ZM41 149V151L43 152V150ZM92 149V148H91ZM136 149V148H135ZM175 149V148H174ZM200 149V148H199ZM28 150H30L28 148ZM56 150H58L56 148ZM64 150V149H63ZM62 150V151H63ZM180 150V149H179ZM37 151H35L37 153ZM95 151V150H93ZM145 151H147V149H145ZM168 151V150H167ZM34 152V151H33ZM54 152V151H52ZM51 152V153H52ZM102 152V151H101ZM29 153V151H28ZM41 153V152H40ZM133 153V152H132ZM170 153V152H169ZM60 154V152H59ZM126 154V153H125ZM181 154V153H180ZM57 155V154H55ZM85 155V154H83ZM146 155V154H145ZM196 155V154H195ZM93 156V155H92ZM143 156V154L139 157L141 158ZM39 157V156H38ZM37 157V158H38ZM86 157V155L84 156ZM88 157V156H87ZM90 157V156H89ZM34 158H35V154H34ZM32 158V159H34ZM36 158V160H37ZM43 158V156H42ZM83 158V157H82ZM87 159V158H86ZM118 159V158H117ZM131 159V157H130ZM35 160V161H36ZM40 161H42V159H39ZM84 160V159H82ZM90 160V159H88ZM101 160V159H100ZM116 160V159H115ZM114 160V161H115ZM137 160V159H136ZM182 160V159H180ZM38 161V160H37ZM46 161V160H45ZM49 162V160H48ZM85 162V161H84ZM90 162V161H89ZM177 162V161H176ZM175 162V164H176ZM37 163V162H36ZM42 163V162H41ZM40 163V164H41ZM87 163V161H86ZM170 163V161L168 162ZM33 164H35L33 162ZM40 164L38 166H40ZM47 164V163H46ZM36 165V164H35ZM79 165V164H78ZM134 165H139L140 168L143 166V163L141 161H137ZM42 166V164H41ZM45 166V165H44ZM129 166V165H128ZM172 166V165H171ZM127 167V166H126ZM134 167V166H133ZM170 167V166H169ZM174 167V166H172ZM171 167V168H172ZM185 167V166H184ZM48 168V167H46ZM66 168V167H65ZM108 168V167H107ZM128 168V167H127ZM138 168V167H137ZM171 168H168V171H172ZM216 166L212 167V168H206L205 169V174H212L214 171H218L216 170ZM49 169V168H48ZM134 169V168H133ZM71 170V169H70ZM104 170V169H103ZM127 170V169H125ZM132 170V169H131ZM37 171V170H36ZM50 171V170H49ZM52 171V170H51ZM106 171V170H105ZM124 171V170H123ZM122 171V172H123ZM134 171H136L134 169ZM144 171V170H142ZM146 171V170H145ZM83 172V171H81ZM107 172V171H106ZM115 172V171H114ZM118 172V171H117ZM150 172V171H149ZM197 172V171H196ZM53 173V171H52ZM104 173V172H103ZM102 173V174H103ZM119 173V172H118ZM167 173V170H166ZM174 175L175 172H172ZM190 173V172H189ZM199 173V172H197ZM219 173V172H218ZM221 173V172H220ZM54 174V173H53ZM107 174V173H106ZM105 174V175H106ZM116 174V173H115ZM163 174V173H162ZM165 174V173H164ZM163 174V175H164ZM215 174V172H214ZM65 175V174H64ZM114 175V173H113ZM118 175V174H116ZM122 175V174H121ZM196 178H197V174L195 173ZM87 176V175H86ZM107 176V175H106ZM112 176V175H111ZM131 176V175H130ZM162 176V175H161ZM220 176V175H219ZM122 177V176H121ZM221 177V176H220ZM219 177V178H220ZM226 177V178H225ZM67 178V177H66ZM167 181H171V177H166ZM170 178V179H169ZM203 178V177H202ZM206 177H204L203 179H205ZM228 178V180H229ZM89 179V178H88ZM159 179V177H158ZM185 179V178H184ZM194 179V178H193ZM123 180V179H122ZM187 180V179H186ZM199 180V177H198ZM197 180V181H198ZM61 181V180H60ZM174 180H172L170 183H172ZM227 181V180H226ZM62 182V181H61ZM79 183V181H77ZM185 182V181H184ZM188 182V181H187ZM201 182V181H200ZM200 182H196V183H200ZM225 182V181H224ZM121 183V182H120ZM122 184V183H121ZM119 184V185H121ZM186 184V183H185ZM235 184V183H234ZM76 185V184H75ZM128 186L130 184H127ZM137 185V183H136ZM134 186V185H133ZM164 186V185H163ZM218 187V185H216ZM214 185V189H218L215 188L216 187ZM120 187V186H119ZM125 187V186H124ZM130 187V186H129ZM127 187V188H129ZM158 187V186H157ZM190 187V186H189ZM212 187V185H211ZM210 187V188H211ZM121 189L123 188L120 187ZM131 188V187H130ZM136 188V187H135ZM134 188V190H135ZM188 188V187H187ZM117 190V188H115ZM132 189V188H131ZM148 189V188H147ZM211 189V190H214ZM0 190L2 192H4V194L9 197L11 203H14L16 205V207L18 209H20L22 211V213H24V216H27V218H29L32 222H34L36 225L40 226L46 234L50 235V236H55L58 240H60V242H62L65 246H67V248L77 252L80 257H83L84 260L88 263V264H93L91 259L90 261L82 255V253L79 252V250L76 247V244H74L69 238H67L58 228L57 226L55 227L52 223H50L45 216L42 214V211L40 210V208L33 202H31L28 199H25L24 197H20L19 195L16 194V192L0 177ZM123 190V189H122ZM130 190V189H128ZM127 190V191H128ZM132 189V192L134 191ZM139 189H136L135 191H137ZM160 190V189H159ZM187 190V189H186ZM189 190V188H188ZM191 190V189H190ZM189 190V191H190ZM196 189H193L192 192H195ZM202 193L204 192L203 189ZM206 190V189H205ZM210 190V191H211ZM237 190V189H236ZM234 190V192L236 191ZM118 191V190H117ZM116 191V192H117ZM124 191V190H123ZM154 191V190H153ZM139 192V191H138ZM198 192V191H197ZM193 193V195L195 196H191L192 199L193 197H197L198 198V194ZM226 192V191H224ZM123 193V192H122ZM167 193V192H165ZM163 193V194H165ZM173 193V192H171ZM170 193V194H171ZM184 193L183 192V197H184ZM188 193V192H187ZM229 193V192H228ZM133 194V193H132ZM156 194V193H155ZM159 196V193H157ZM156 194V195H157ZM169 194V195H170ZM197 194V195H196ZM206 194V193H205ZM219 194V193H218ZM227 194V193H225ZM224 194V196H225ZM125 195V194H124ZM127 195V194H126ZM140 195V194H139ZM146 195V194H145ZM144 195V196H145ZM152 195V194H151ZM167 195V197L169 196ZM204 195V193H203ZM216 195V194H215ZM228 195V194H227ZM226 195V196H227ZM138 196V195H137ZM141 196V197H144ZM165 196V195H164ZM173 196V195H172ZM186 196H190L188 194H186ZM185 196V197H186ZM205 196V195H204ZM225 196V197H226ZM126 196H124L125 198ZM161 198V196H159ZM174 197V196H173ZM176 197V196H175ZM31 198V197H30ZM187 198V197H186ZM185 198V199H186ZM204 198V197H201ZM217 198V197H216ZM145 199V198H144ZM141 200V201H144ZM148 199V197H147ZM150 199V198H149ZM176 199V198H175ZM184 199V198H183ZM182 199V200H183ZM184 199V200H185ZM126 200V199H125ZM129 200V199H128ZM151 200V199H150ZM194 200V199H193ZM203 200V199H202ZM140 201V202H141ZM160 200L157 201V203H159ZM164 201H167V199H164ZM174 201V198H173ZM132 202V201H131ZM162 201H160L161 203ZM180 202H184L181 201ZM213 202V201H212ZM151 203V202H150ZM153 203V202H152ZM159 203V204H160ZM170 203V202H168ZM173 203V202H172ZM177 203V201H176ZM179 203V202H178ZM117 204V203H116ZM136 205V203H133ZM146 206L147 203L145 202ZM186 204H188V201H186ZM190 204V201H189ZM188 204V206H189ZM210 204V203H209ZM152 205V204H151ZM162 205V204H161ZM191 205V204H190ZM113 206V205H112ZM142 206V205H141ZM144 206V205H143ZM142 206V207H143ZM144 206V207H146ZM178 207V204L175 205V207ZM164 207V206H162ZM174 207V206H173ZM194 207V205L192 206ZM191 207V208H192ZM241 207V206H240ZM88 208V207H86ZM148 209L151 210V208L146 207ZM153 208V207H152ZM157 208V207H156ZM155 208V209H156ZM167 208V207H166ZM169 208V207H168ZM167 208V209H168ZM172 208V206H171ZM197 208V207H196ZM201 208V207H200ZM198 207V209H196L197 211L200 209ZM91 209V208H90ZM89 209V210H90ZM166 209V210H167ZM170 209V208H169ZM193 209V208H192ZM207 209V208H206ZM209 209V207H208ZM92 210V209H91ZM160 210V209H159ZM173 210L170 209L169 211ZM191 210V209H189ZM188 210V211H189ZM195 210V209H194ZM193 212H196L194 211ZM93 211V210H92ZM145 211V210H144ZM152 211V210H151ZM174 211V210H173ZM206 211V210H205ZM223 210H221L220 212H222ZM262 211V212H263ZM94 212V211H93ZM155 212V211H154ZM153 212V213H154ZM158 212V210H157ZM200 210L197 212L199 213ZM203 212V211H202ZM207 212V211H206ZM95 213V212H94ZM171 213V212H170ZM187 213V212H186ZM185 213V214H186ZM192 213V211H191ZM214 213V212H213ZM160 214V213H159ZM165 214V213H164ZM168 214V213H167ZM212 214V213H211ZM216 214V213H214ZM111 217H118L119 219L117 220L114 219V221H119L121 214L119 213L117 208L113 209V212L110 213ZM129 215V214H128ZM220 213H218V217L217 220L220 218L219 217ZM227 215V214H225ZM259 215V214H258ZM262 216V214H260ZM166 216V215H165ZM180 216V215H179ZM183 216V215H182ZM260 216V220L252 218V220H247L246 221V227L244 226H239V222H233L232 224L233 227L228 230H225L223 232L224 235H226V242L221 243H217L214 244L213 242V246L215 247V249L213 251H207V250H201V251H195L193 253L190 254H186L184 255L183 259H186L187 261H191L194 260H201L196 264H264V231H263V226H264V219H262ZM1 217V215H0ZM150 217V216H149ZM256 217V216H254ZM264 217V216H263ZM100 218V217H99ZM109 218V217H108ZM177 218V217H176ZM179 218V217H178ZM215 218V217H214ZM213 218V219H214ZM223 218V217H222ZM150 222H154L155 220L152 219V217L150 218ZM160 219V218H159ZM248 219V218H247ZM101 220V219H100ZM108 219L105 220V223L107 225V221ZM149 220V219H148ZM175 220V219H174ZM173 220V221H174ZM178 220V219H177ZM227 220V219H226ZM104 221V220H103ZM123 221H127L126 219H123ZM122 221V223H123ZM228 221V220H227ZM240 221V220H239ZM245 221V220H244ZM149 222V221H148ZM159 222V221H158ZM168 222V221H167ZM170 222V221H169ZM168 222V223H169ZM230 222V221H229ZM227 222V223H229ZM241 222V221H240ZM55 223V222H54ZM121 223V222H120ZM121 223V224H122ZM157 223V222H156ZM203 223V222H202ZM214 223V222H213ZM112 224V223H111ZM171 224V223H170ZM113 225V224H112ZM115 225V224H114ZM119 225V224H118ZM144 225L148 226L149 224H145ZM151 225V224H150ZM149 225V226H150ZM168 225V224H167ZM144 226V227H145ZM152 226V225H151ZM154 226V225H153ZM205 226V225H204ZM108 227V226H107ZM118 227V226H117ZM141 227H143V224H141ZM139 227V228H141ZM163 227V226H162ZM161 227V228H162ZM115 228V227H114ZM165 228V227H164ZM189 229V228H188ZM187 229V230H188ZM195 229V228H194ZM112 230V229H111ZM109 229V231H111ZM123 230V229H122ZM134 230V229H133ZM136 230V229H135ZM147 230V229H146ZM148 230H150L148 228ZM108 231V232H109ZM220 231V230H219ZM229 234H228V232ZM168 232V231H167ZM196 232V231H195ZM198 232V231H197ZM66 233V232H65ZM107 233V231H106ZM111 233V232H109ZM113 233V231H112ZM111 233V234H112ZM116 233V232H115ZM124 233V232H123ZM128 233V232H127ZM130 233V232H129ZM138 233V232H137ZM187 234H189L188 232H186ZM193 233V232H192ZM191 233V234H192ZM110 234V235H111ZM117 234H118V230H117ZM132 234V233H131ZM195 234V233H194ZM127 235V234H125ZM136 235V232L135 234ZM193 235V234H192ZM114 236V235H113ZM117 236V235H116ZM128 236V235H127ZM189 236V235H188ZM222 237V235H220ZM140 237V235H139ZM160 237V236H159ZM168 237V236H167ZM184 237H185V233H184ZM118 238V237H116ZM179 238V237H177ZM176 238V240H177ZM181 238V237H180ZM189 238V237H188ZM195 238V237H194ZM142 239V238H141ZM144 239V238H143ZM192 238H190V241ZM197 239V238H196ZM173 240V239H172ZM179 240V239H178ZM182 240V238L180 239ZM179 240V241H180ZM185 238L182 240L184 242ZM189 240V239H188ZM188 240H186V243L189 242ZM126 243V242H125ZM185 243V242H184ZM128 245V244H126ZM185 245V244H184ZM130 246V245H129ZM128 246V247H129ZM209 248V247H208ZM212 248V247H211ZM131 249V248H130ZM162 249V247H161ZM165 249V248H164ZM132 250V249H131ZM177 251V250H176ZM77 254V255H78ZM78 255V257H79ZM175 255V254H174ZM11 256V262L12 263L13 259L12 255ZM139 256V255H138ZM182 255H180L181 258ZM176 257V256H175ZM178 257V256H177ZM183 257V256H182ZM179 258V259H180ZM196 260V262H197ZM146 262V261H145ZM84 263V262H83ZM95 263V262H94ZM149 263V262H146Z\"/></svg>", "mask_w": 264, "mask_h": 264}, {"label": "built area", "instance_id": "2783aa9c", "mask_svg": "<svg viewBox=\"0 0 264 264\" xmlns=\"http://www.w3.org/2000/svg\"><path fill=\"white\" fill-rule=\"evenodd\" d=\"M4 262L7 263V264H10V262H11V256L10 255L5 256Z\"/></svg>", "mask_w": 264, "mask_h": 264}]
</instances>
